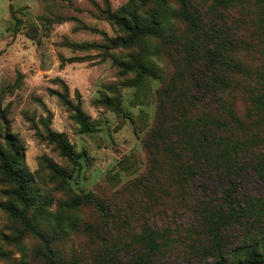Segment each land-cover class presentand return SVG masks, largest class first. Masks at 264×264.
<instances>
[{
    "label": "rangeland",
    "instance_id": "374dc122",
    "mask_svg": "<svg viewBox=\"0 0 264 264\" xmlns=\"http://www.w3.org/2000/svg\"><path fill=\"white\" fill-rule=\"evenodd\" d=\"M132 10L143 26L155 21L158 33L116 47L126 34L107 16ZM226 17L213 0H0V165L10 154L8 135L20 145L19 168L30 182L24 205L0 172V264H46V246L57 264H136L141 257L142 264H215L211 253L183 260L180 249L173 255L176 245L162 249V232L174 238L199 228L190 205L219 198L220 182L199 177L184 202L162 201L170 156L162 155L161 139L174 90L202 93L189 80L195 65L204 68L192 45ZM131 56L143 63L142 75L116 66ZM247 105L236 111L244 115ZM78 109L89 132L73 118ZM49 134L63 135L73 157H63ZM250 157H242L236 177L240 197L257 203L264 183L246 166ZM152 232L157 247L148 255L142 238ZM234 236L216 241L229 262L239 258L228 251L238 244ZM196 240L203 251L213 245L202 233Z\"/></svg>",
    "mask_w": 264,
    "mask_h": 264
},
{
    "label": "trees",
    "instance_id": "16d2710c",
    "mask_svg": "<svg viewBox=\"0 0 264 264\" xmlns=\"http://www.w3.org/2000/svg\"><path fill=\"white\" fill-rule=\"evenodd\" d=\"M213 2L224 5L227 17L217 28L212 23L191 50L201 49L194 58L203 56L204 68L195 65L189 75L190 84L202 87V93L194 97L191 86L175 89V97L170 101V118L162 128V155L170 156L166 157L169 162L165 171L162 170V201L184 202L188 197L185 196L188 183L211 176L219 178L220 197L199 200L198 207L192 203L190 211L200 220L199 228L185 227L174 238L162 232V249L172 246L175 249L176 245L173 255L180 249L183 260L198 253H211L215 264H264V199L257 203L242 199L236 177L242 157L251 154L245 164L264 183V0ZM180 16L190 26L194 24L185 7ZM107 18L126 34L113 42L116 47L131 48L141 38L158 33L155 21L143 26L133 10L124 16L108 14ZM196 61L200 63L199 58ZM142 64L139 57L131 56L128 63L117 62L116 66L123 72L137 71L140 76L145 72ZM187 103L190 108H186ZM242 104H248L244 115L236 111V105ZM73 118L81 132H89L88 119L79 109ZM48 138L63 157H73L63 135L49 134ZM5 142L10 154L1 158L0 172L13 185L15 198L25 205L30 182L19 168L22 151L11 136L7 135ZM48 167L55 174H62L56 166ZM227 232H232L238 243L233 242L228 248L230 254L239 256L235 262L227 260L223 246L216 242L227 236ZM200 233L213 240L207 252L198 246L196 237ZM156 237L155 232L143 235L148 255L157 247ZM44 259L46 264H57L48 246ZM141 261L136 264H142Z\"/></svg>",
    "mask_w": 264,
    "mask_h": 264
}]
</instances>
